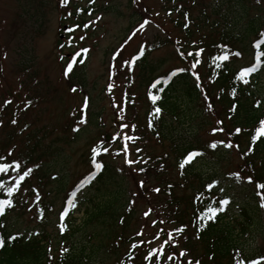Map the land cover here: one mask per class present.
Wrapping results in <instances>:
<instances>
[{"label": "rangeland", "instance_id": "374dc122", "mask_svg": "<svg viewBox=\"0 0 264 264\" xmlns=\"http://www.w3.org/2000/svg\"><path fill=\"white\" fill-rule=\"evenodd\" d=\"M174 1L165 5V0H138L139 4L135 0H95L96 13H80L84 14V24H79L77 16L69 18L68 14L91 11L88 0H0V164L13 165L0 174V183L5 185L0 199L13 202L0 216V239L4 241L0 264H153L155 254L145 257L157 249L165 234L146 202L155 201V195L150 191L146 200L142 199L131 171L144 165L143 156L153 159L163 152L171 156L160 178L171 177L176 184L174 195L183 200L182 205L200 194L195 199L200 260L207 258L217 264L242 260L252 264L255 260L264 264V207L257 194L261 188L248 182L249 175L241 172L237 151L246 144L241 140L234 142L237 149L225 147L227 133L234 128L227 118L228 110L216 99L203 97L194 82L198 79L190 67L189 53L179 55L170 43L173 37L183 39L172 24L177 14H165L166 8L178 2L193 18L200 7L221 5V11L235 21L232 33L248 22L264 30V0H244L261 7L259 12L248 13L236 0ZM148 15L153 21L145 18ZM181 21L185 23V17ZM63 26L70 28L67 44L58 42ZM257 37L250 33L241 44L233 45L241 54L232 55L236 69L256 63L251 43ZM167 41L169 44L158 46ZM151 47L156 49L148 51L141 65L133 63L141 50ZM69 64L72 69L66 76ZM178 69L184 71L166 78ZM149 77L166 78L157 86V100L150 104L151 82L145 79ZM247 79L249 105L254 103L264 114V63ZM147 114L152 117L153 133L140 128L148 127ZM116 122L127 125L124 136L133 139L127 143L114 139L120 131ZM102 136L107 139L100 145ZM213 143L215 148L210 146ZM124 145L127 155L120 152ZM98 146L102 151L97 162L103 167L73 198L74 206L67 208L70 194L92 172L93 149ZM192 152L199 155L183 167L192 175L188 189L179 178L181 163L176 166V160L181 158L182 162ZM139 160L140 165H136ZM14 162L20 163L19 172L14 170ZM28 168L32 173L9 197L8 187ZM222 199L230 201L223 211L214 218H199L209 207H220ZM172 226L168 228L171 232ZM13 236L17 238L10 239ZM174 241L183 243L179 238ZM181 252L180 246L176 247L177 256L166 250L163 259L171 255L176 260L171 264H186L194 258L181 256Z\"/></svg>", "mask_w": 264, "mask_h": 264}, {"label": "trees", "instance_id": "16d2710c", "mask_svg": "<svg viewBox=\"0 0 264 264\" xmlns=\"http://www.w3.org/2000/svg\"><path fill=\"white\" fill-rule=\"evenodd\" d=\"M243 1L244 0H236L235 3L240 4L239 8L244 13L253 10L259 12L261 9L254 1L246 2L247 6ZM172 2L175 3L174 0H165V5L171 4ZM176 2H178V0ZM220 6L221 5L215 6L213 4L210 7H200V11L196 18L191 17L190 13L186 14V8L181 6L180 2L177 3V6L167 9L168 16L171 17L172 14H177V19H172V23L180 30L183 37V39L176 38L175 40H171L170 43L178 44L179 48H182V45H184V47L190 50L189 52L193 53L203 49V51L199 53L198 58L202 55H204L205 58L208 57V59H206V74L209 79V84H207L209 88L206 91L208 94L217 91V96H215L217 103L221 105L223 109L228 110L227 116L231 117L229 120L232 125L241 129L239 135H232V138L237 144H239L241 140L246 144L247 150L239 152L243 167L251 173L250 177L253 181L257 184H264V136L263 138L259 137L254 145L251 142V137L254 134L253 129L255 125L256 127L259 126L260 119L258 118L260 114L249 105L251 102L248 97L245 96V91L242 89V85H240V80L236 79L238 72L234 67L235 64L230 60L231 55L238 52L233 45L241 44L243 39L248 37L250 33H254V35L259 38L261 33H264V30L253 28L251 22H248L249 25L240 26L237 33H232L236 30L235 21L231 14L223 13ZM184 17L186 20L185 23L181 21ZM81 22L84 23L83 20ZM195 36H197L196 39ZM222 45L227 46L226 50L229 53V59L225 61L215 59V57L224 54L225 50L220 47ZM261 49H264V45ZM233 89H235V96L232 94ZM233 105L236 106L234 111H232ZM240 124L244 125L245 128L241 127ZM250 147L252 148L251 152L248 151ZM147 173L150 172L148 171ZM260 190L261 193L264 194L262 188ZM178 199L180 200V198ZM169 201L173 202L171 198H169L168 202ZM173 205L178 209L177 205H180V203L178 202L177 205L174 203ZM186 212L183 211L179 217L177 216V211L176 213H171V215H174L180 228L184 226L183 219ZM183 232L184 228L179 234H184ZM189 242V240H186L184 248ZM186 247L189 253L191 252L194 254L195 251H197L196 244L193 245L190 243Z\"/></svg>", "mask_w": 264, "mask_h": 264}, {"label": "snow or ice", "instance_id": "6c2138e0", "mask_svg": "<svg viewBox=\"0 0 264 264\" xmlns=\"http://www.w3.org/2000/svg\"><path fill=\"white\" fill-rule=\"evenodd\" d=\"M62 3H67V0H62ZM145 23H147V21H145ZM85 27H87V25H85ZM141 27H143V25H141ZM261 37L262 38L260 40L256 41L255 44L253 45L257 49L256 55H255L256 63L253 64L251 67L243 68L238 73V75L236 76V79L242 81L243 83H248L249 81H248L247 77L249 75H251L252 73L258 71L260 66H261V64L264 63V61L261 60V57H264V51H260L261 45H264V33H261ZM81 39H83V37H81ZM220 47L225 50L224 54L215 57V59L220 60V61L228 60L229 59V53L226 50L227 46L222 45ZM82 51L87 52V49H84ZM202 51H203V49H200L196 53L197 57L199 56V53L202 52ZM188 55H192V53H189ZM234 55L240 56L241 54L239 52H236V53H234ZM198 62H199V60L196 61V63H198ZM196 63L192 64V68L196 67ZM71 69H72V64H69L67 69H66V71H65V75L66 76L68 75V72L71 71ZM181 71H184V69H178V70L174 71L173 73H171V75L175 76L178 72H181ZM197 79H199V78L197 77ZM159 83H161V82L160 81L154 82L153 85H152V88H156L157 84H159ZM199 86L200 85L197 84V87H199ZM73 91H75L74 88H73ZM232 94H233V96H235V89H233V93ZM150 98L152 99L153 103H155V101L157 100V96L151 95V93H150ZM205 99H208V98L205 97ZM208 107L211 108V104H209ZM235 107L236 106L233 105L232 111L235 110ZM155 112L159 113L160 109L156 108ZM13 123H15V121H13ZM123 127H127V125H123ZM133 127H135V126H133ZM235 131H236V133H239L241 131V129L237 128ZM261 136H264V120L259 121V127H257L255 129V133L251 137L252 144L254 145L256 143L257 139L259 137H261ZM127 139L131 140L133 138L132 137H127ZM210 146L212 148H215L216 147V143H213ZM225 147H232V144L229 142L228 144H225ZM238 147L239 146L237 145V148ZM124 150H125V152H127V147L126 146H125ZM104 151H107V149H104ZM248 151L251 152L252 148L250 147ZM93 153H94L93 164H94L96 169H101L103 167V165L98 163V162H96V160H95V155L97 154V150L93 149ZM197 155H199V153H196V152L189 153V157L181 162L180 167L183 168L186 163H190L191 162L190 158H194ZM0 159H3V158H0ZM126 162L129 163V164L133 163V161H130V160H128ZM10 168H13V165L0 164V173H7ZM20 168H21L20 163L19 162H14V170L19 172ZM32 171H33V169L28 168L21 175H19V177L16 180L14 186L8 187L7 195L9 197L13 196V194L15 192L19 191L21 183L25 180L26 177H28L32 173ZM233 175H235L237 179L240 178L239 177V173H235ZM91 179H94V175L90 176L89 178H87V182H91ZM248 182H252L251 177H248ZM81 183H84V181H82ZM214 186H215V183L208 185L209 190L214 188ZM4 187H5V185L3 183H0V189H3ZM257 188H264V184H257ZM77 191H79V186L77 187V189L75 191H73L70 194L71 198H69V200L67 201V203L69 205H71V206H74V199L73 198L76 196V192ZM154 191H159V189H154ZM221 191H223V189H221ZM257 194L261 195V200H262L261 207H264V195H262L259 192ZM229 203H230V201L228 199H222V200L219 201L220 207H218V208L209 207L208 209H206V211L204 213H201L199 218L202 219V220L205 218V216H208V218H214L215 214L217 212H219V211H223L224 210V206H226ZM11 207H13V202H12L11 199H0V216L4 215L6 208H11ZM66 214H67V208L65 209L64 212L61 213V219L62 220H63V218H64V216ZM145 215H148V213H145ZM161 223H163V221H161ZM202 227H203V225H202ZM175 231L176 232H182L183 231V226L181 228L176 229ZM168 237H169V240L172 238L171 237V233L168 234ZM16 238H17L16 236L10 237V239H12V240H15ZM165 243H167V241H165ZM3 244H4V241L2 239H0V247H2ZM132 247L135 248V247H137V245L133 244ZM161 252H163V249H161ZM180 255L184 256V255H186V253L182 251L180 253ZM152 256H153V252L150 251L148 256L145 257V259H149ZM167 259L171 260V259H173V257L171 255H169L167 257ZM157 260H159V257H155V260H154L153 264H155V261H157ZM188 264H193V262L191 260H189ZM196 264H199V261H197ZM238 264H242V262L238 261ZM252 264H259V261H252Z\"/></svg>", "mask_w": 264, "mask_h": 264}]
</instances>
